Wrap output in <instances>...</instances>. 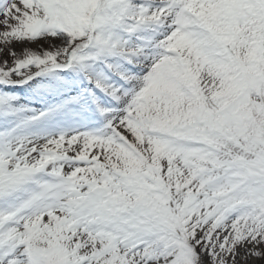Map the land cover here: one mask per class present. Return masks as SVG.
<instances>
[{"label":"snow or ice","instance_id":"snow-or-ice-1","mask_svg":"<svg viewBox=\"0 0 264 264\" xmlns=\"http://www.w3.org/2000/svg\"><path fill=\"white\" fill-rule=\"evenodd\" d=\"M0 264H264V0H0Z\"/></svg>","mask_w":264,"mask_h":264}]
</instances>
